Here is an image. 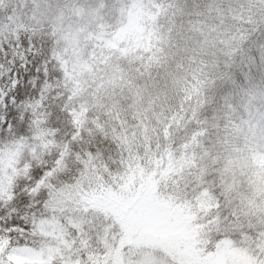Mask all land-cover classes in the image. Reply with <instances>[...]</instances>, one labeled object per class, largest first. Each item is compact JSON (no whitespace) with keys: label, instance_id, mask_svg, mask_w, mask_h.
I'll list each match as a JSON object with an SVG mask.
<instances>
[{"label":"snow or ice","instance_id":"snow-or-ice-1","mask_svg":"<svg viewBox=\"0 0 264 264\" xmlns=\"http://www.w3.org/2000/svg\"><path fill=\"white\" fill-rule=\"evenodd\" d=\"M0 264H264V0H0Z\"/></svg>","mask_w":264,"mask_h":264}]
</instances>
